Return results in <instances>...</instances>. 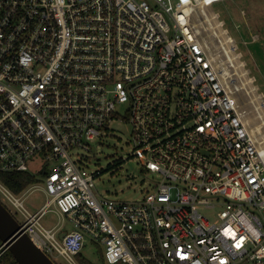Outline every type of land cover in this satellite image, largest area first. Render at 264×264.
Returning a JSON list of instances; mask_svg holds the SVG:
<instances>
[{
	"label": "built area",
	"instance_id": "obj_1",
	"mask_svg": "<svg viewBox=\"0 0 264 264\" xmlns=\"http://www.w3.org/2000/svg\"><path fill=\"white\" fill-rule=\"evenodd\" d=\"M173 1L0 0V173L37 179L21 194L0 181V201L54 262L79 264L88 235L107 264H264L261 145L192 22L231 0ZM115 121L160 178L140 201L100 199L86 167ZM50 212L77 230L45 228Z\"/></svg>",
	"mask_w": 264,
	"mask_h": 264
},
{
	"label": "rangeland",
	"instance_id": "obj_2",
	"mask_svg": "<svg viewBox=\"0 0 264 264\" xmlns=\"http://www.w3.org/2000/svg\"><path fill=\"white\" fill-rule=\"evenodd\" d=\"M176 2L174 0L173 5ZM206 10L210 12L209 14L214 13L217 16L221 28L228 31L230 37L236 42L239 49L237 54L242 53L243 58L241 57L240 61L244 63V69L248 71V78L251 82L248 87L238 75H235V70L225 63L223 53L218 48L220 47L219 41L213 35L210 22L202 14V8L197 9L192 22L201 32L200 39L210 45L220 72L229 73L224 77L237 100L243 120L251 132L255 133L258 128L260 129L261 134L256 138L263 146L261 138L264 137V122L260 117L263 116L264 109H261L259 104L261 101L264 105V0L225 1L215 4L212 8H206ZM127 110V105H120L117 108L121 116H125ZM130 140L131 126L126 122L115 121L111 124L109 133L97 140L92 145V152L87 154L90 157L86 165L88 171L102 172L96 179L100 199L121 203L140 201L148 192L154 190V179L160 180L154 174L145 173L142 169L143 161L132 154L133 147ZM41 163V161L29 163V170L37 173ZM38 179L44 181L42 178ZM46 200L45 195L37 190L26 198L25 206L36 211L46 203ZM16 216L17 220L22 222V218L19 215ZM58 223L63 225L64 232L77 230L71 220L54 212L48 213L42 222L47 229H51ZM86 236L87 245L83 250L84 257L93 264H107L104 256L105 248L93 243L90 241L91 238ZM55 263L68 264L63 258L55 259Z\"/></svg>",
	"mask_w": 264,
	"mask_h": 264
},
{
	"label": "water",
	"instance_id": "obj_3",
	"mask_svg": "<svg viewBox=\"0 0 264 264\" xmlns=\"http://www.w3.org/2000/svg\"><path fill=\"white\" fill-rule=\"evenodd\" d=\"M0 240L18 264H56L21 231L20 224L1 201Z\"/></svg>",
	"mask_w": 264,
	"mask_h": 264
},
{
	"label": "bare ground",
	"instance_id": "obj_4",
	"mask_svg": "<svg viewBox=\"0 0 264 264\" xmlns=\"http://www.w3.org/2000/svg\"><path fill=\"white\" fill-rule=\"evenodd\" d=\"M201 12V11H200ZM210 13V12H209ZM208 11L206 10V8H202V14L207 18V20L210 22L211 24V28L213 30V35L216 39H218L219 41V45L223 53V56L225 58V63L228 65L229 68H232L233 70H235L236 74L235 75H238L239 78L241 80H243V83L245 84L246 87H248L249 84H251L249 78H248V71H245L244 69V63L240 61V56L237 55L235 52H234V47L233 45L231 44V41L229 39V37L227 36V33L226 31H224L222 28H221V23H218L217 21V16L214 14V13H211L209 14ZM215 39V40H216ZM224 76H227L229 73H226V72H223ZM242 82V81H241ZM254 89V88H252ZM249 93V91H248ZM257 94V93H256ZM258 95V94H257ZM251 96V95H250ZM256 98V97H255ZM257 99V98H256ZM259 100L260 97H258ZM253 101V100H252ZM256 101V100H255ZM258 102V101H257ZM255 103V102H254ZM256 104V103H255ZM259 104V103H257ZM261 105V109H264V105H262L261 101H260V104ZM258 106V105H257ZM260 110V109H259ZM261 111V110H260ZM264 112V111H263ZM259 114V113H258ZM261 116V115H260ZM263 122H264V114L263 116L260 117ZM264 128V126H263ZM255 130V129H254ZM261 134V131L260 129L258 128L256 130V132L254 133L255 137H257L258 135ZM263 140V143L264 144V137L261 138ZM260 139V140H261ZM261 140V141H262ZM261 150V154L263 156V159H264V145L261 146L260 148Z\"/></svg>",
	"mask_w": 264,
	"mask_h": 264
},
{
	"label": "trees",
	"instance_id": "obj_5",
	"mask_svg": "<svg viewBox=\"0 0 264 264\" xmlns=\"http://www.w3.org/2000/svg\"><path fill=\"white\" fill-rule=\"evenodd\" d=\"M257 50V49H256ZM0 181H2L9 189L16 194H21L29 186L37 182V179L28 173H0ZM2 242L0 240V246ZM79 264H93L87 260L83 252L77 256ZM1 264H18L12 257L10 252H7L1 260Z\"/></svg>",
	"mask_w": 264,
	"mask_h": 264
}]
</instances>
